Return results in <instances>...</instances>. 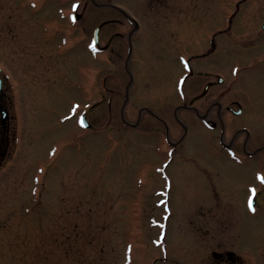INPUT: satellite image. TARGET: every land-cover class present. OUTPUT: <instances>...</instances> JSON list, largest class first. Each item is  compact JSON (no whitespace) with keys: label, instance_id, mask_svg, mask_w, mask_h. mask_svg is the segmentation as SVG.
I'll list each match as a JSON object with an SVG mask.
<instances>
[{"label":"rangeland","instance_id":"obj_1","mask_svg":"<svg viewBox=\"0 0 264 264\" xmlns=\"http://www.w3.org/2000/svg\"><path fill=\"white\" fill-rule=\"evenodd\" d=\"M234 2L153 0V39L140 43L139 84L124 113L132 124L140 117L137 127H130L122 122L116 82L106 85L115 90L110 108L106 103L90 107L103 99V75L126 80L121 59L107 65L100 53L91 63L87 38L67 32L64 22H72L76 3L78 13L87 4L80 25L100 21L90 0H0V65L9 81L14 117L12 153L0 168V264H208L216 249L217 222L235 209L228 202L250 199L249 186L264 190L259 180L264 152L253 161L244 157L245 135L238 133L230 156L221 147L218 129L178 110L187 127L184 134L174 110L213 79L196 74L203 71L221 74L227 83L234 77L239 90L235 87L234 96L257 101L264 119V61L229 63L234 54L229 39L237 36L245 45L257 36L264 7L242 12L228 27ZM54 20L63 30L67 27L64 33L54 42L38 41V22L45 21L48 31ZM212 36L216 53L191 63L195 75L179 93L187 73L183 62L210 47ZM143 109L167 123L169 136L149 112L138 116ZM86 110L89 128L81 123ZM230 126L249 129V150L264 142L261 122L233 121ZM167 208L171 216L161 220ZM237 212L236 227L242 211ZM263 216L242 217L247 237L238 243L240 255L259 251L257 264H264ZM165 225L161 247L158 234Z\"/></svg>","mask_w":264,"mask_h":264},{"label":"flooded vegetation","instance_id":"obj_2","mask_svg":"<svg viewBox=\"0 0 264 264\" xmlns=\"http://www.w3.org/2000/svg\"><path fill=\"white\" fill-rule=\"evenodd\" d=\"M90 1L96 10L92 11L97 16V19L100 18L99 22H97L95 25L93 23L91 25L85 26L80 25L79 22L84 17V12L87 8V4H84L81 13L82 17L80 19H78L76 22H73L72 24L69 22L64 23L69 24V30L67 32L73 38L77 39L79 35L81 39L87 38V42L89 43L87 55L91 63L94 52H97V54H104L107 65L112 63L113 58L122 60V71L124 73L122 76L125 77L126 80L122 81L121 77L116 78L113 73H106L103 75L101 87L104 94L102 95L103 99L98 101V105L106 103L109 108L112 105L113 98L115 96V90L107 88L106 85L110 84V81H113L118 84L119 88L117 89V96L120 94L122 97L120 108L124 109L129 105L130 100L134 98L136 87L139 84V77L137 78L135 67L136 59L139 58L140 54H143L142 51L140 52V43L143 41V39H153V0H146L148 2H146V4L145 0H123L127 2V6L116 3L115 0H104L103 2H99L98 0ZM260 1L261 0L256 2L254 0H236V2L231 5L229 23L233 25L242 12H247L248 15L252 11H258L260 5L264 7ZM251 5H253L254 8H250L249 6ZM143 7L147 8L143 14L145 19L142 20L139 15L141 14ZM51 23L53 25H48L49 30L45 31V21L38 22V41L41 39H47L48 41L54 42L67 29V27H64L66 28L65 30L60 28L61 26L58 25L60 21L54 20L51 21ZM249 24L255 26L254 23L250 22ZM263 24L264 20L260 22L259 30L257 31L258 35L251 37V39L246 41L245 45H239L237 36L229 39L234 43V46L232 47L234 54L229 60L231 67L240 61H250L251 59H255L257 57H259V59H257L255 63H251V65L264 61ZM98 26H100L97 34L98 45H93L95 30ZM144 29H146V31ZM142 33H144V35H141ZM217 49L218 46L215 43V36H212L210 47L208 46L207 49L205 48V50L197 52L193 57L191 56L189 58V61H195L198 63L208 61L212 54L216 53ZM89 71L92 72L91 67H89ZM196 74H199L202 77L210 76L213 79H209L206 81V83H204L200 93L192 95L188 101H184L176 105L174 110V118L176 119V122L181 125L184 131H186L187 127L183 124V121L178 118L177 112L178 110L192 112L194 115H196L197 119L201 121V123H207L211 125L213 129H218L219 141L223 148L228 149L234 148L238 133L244 134L245 138L243 140L240 153L247 159H250V161H253V158L256 157L260 152H264V142L254 150H249L247 147L249 129L243 127L233 128L230 126V124H232L233 121L234 123L258 124L261 122L264 124V119L262 117L259 118L260 113L258 111V102L249 101L243 97L241 99L236 98L233 93H235L237 85L235 83V79L233 78L230 79L232 82L231 84V82H226L225 76H222L218 73L211 75L208 72L200 71L196 72ZM110 75L112 77H110ZM194 75V70L190 68V73L184 78L185 82ZM207 84H209V87L207 88L204 95L192 101L204 91ZM9 90V81L7 82V79L3 76V70L0 65V168L2 167L3 163L10 158L14 141L12 125L14 117L11 113V107L13 104L12 97L9 95ZM152 116L153 119L167 126V123L160 119L156 113L153 112ZM237 120H241L242 122H237ZM167 130L169 131L168 126ZM261 130L262 129L260 128L258 131ZM229 135L231 136L230 138H228ZM249 168L251 169V167ZM263 193L264 190L258 191V193L255 194L252 199L228 200V208L235 209L232 212V215H230V217L232 216L231 218L225 216L224 218L218 217V228L216 229V233L218 235L217 244L215 247L216 249L211 251V258L208 261V264L258 263V256L260 255L259 251L256 252V256L247 254L240 255L238 243L242 242L247 237L245 232L247 229L246 227L243 228L244 223L242 221V217L250 215L257 218V215H263ZM225 203L227 204V202ZM238 208H240L242 212L240 213L241 218L238 226L236 227L234 225V221H236L235 218L238 214ZM222 214L223 212L220 213V215ZM228 218L230 219L228 220ZM262 219V235H264V216Z\"/></svg>","mask_w":264,"mask_h":264},{"label":"snow or ice","instance_id":"obj_3","mask_svg":"<svg viewBox=\"0 0 264 264\" xmlns=\"http://www.w3.org/2000/svg\"><path fill=\"white\" fill-rule=\"evenodd\" d=\"M81 123H82V126H83V121ZM259 179L261 180L262 183H264V177H259ZM250 207H251V204H250Z\"/></svg>","mask_w":264,"mask_h":264},{"label":"water","instance_id":"obj_4","mask_svg":"<svg viewBox=\"0 0 264 264\" xmlns=\"http://www.w3.org/2000/svg\"><path fill=\"white\" fill-rule=\"evenodd\" d=\"M80 16H78V18H79ZM263 28H264V25H263Z\"/></svg>","mask_w":264,"mask_h":264}]
</instances>
